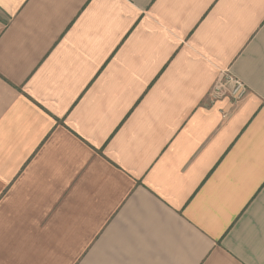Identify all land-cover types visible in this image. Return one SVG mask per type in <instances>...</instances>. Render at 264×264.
<instances>
[{"label":"crops","instance_id":"crops-1","mask_svg":"<svg viewBox=\"0 0 264 264\" xmlns=\"http://www.w3.org/2000/svg\"><path fill=\"white\" fill-rule=\"evenodd\" d=\"M0 264H264V0H0Z\"/></svg>","mask_w":264,"mask_h":264},{"label":"built area","instance_id":"built-area-1","mask_svg":"<svg viewBox=\"0 0 264 264\" xmlns=\"http://www.w3.org/2000/svg\"><path fill=\"white\" fill-rule=\"evenodd\" d=\"M244 91V86L240 81L228 75L222 76L213 87V94H226L228 93L233 98H240Z\"/></svg>","mask_w":264,"mask_h":264}]
</instances>
